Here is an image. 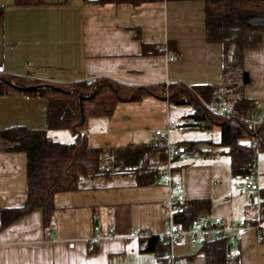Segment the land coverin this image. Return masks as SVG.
<instances>
[{
    "label": "crops",
    "instance_id": "obj_1",
    "mask_svg": "<svg viewBox=\"0 0 264 264\" xmlns=\"http://www.w3.org/2000/svg\"><path fill=\"white\" fill-rule=\"evenodd\" d=\"M0 8L4 9L0 77L73 83L103 76L132 86L223 82L222 46L206 40L202 1L133 5L47 0L45 5L25 7L15 5V0H0ZM144 44L154 51L143 53ZM244 66L253 79L245 96L254 102L264 100V35L260 46L245 51ZM189 107L149 96L118 104L109 117L91 119L92 147L185 146V152L171 162L168 157L163 166V176H172L171 184H165L163 176L160 183L148 186L119 177L102 187V181H95L84 189L58 193L51 230L45 229L42 210L36 209L0 231V264H159L158 254L141 251L142 238L131 234L143 230L166 234L174 226L171 198L176 196L182 201H211V211L195 225L254 219L259 193L231 175L230 162L226 163L230 149L219 144L221 131L213 128L190 135L188 128L180 129L176 116L190 115ZM230 107L231 102L223 103L222 110ZM170 120L176 126L167 133ZM188 120L184 118V123ZM14 126L44 128L45 100L14 93L0 96V132ZM158 130H163L162 136ZM49 135L61 142L74 141L69 130H50ZM10 146L0 134V226L2 210L21 207L27 199V155ZM234 236L231 249L242 264H264V235L246 230ZM201 247V240L181 235L170 252L177 264H206Z\"/></svg>",
    "mask_w": 264,
    "mask_h": 264
},
{
    "label": "trees",
    "instance_id": "obj_2",
    "mask_svg": "<svg viewBox=\"0 0 264 264\" xmlns=\"http://www.w3.org/2000/svg\"><path fill=\"white\" fill-rule=\"evenodd\" d=\"M159 0H99V2L141 5ZM188 1V0H167ZM191 1V0H190ZM205 4V31L209 43H218L223 52V82L220 85L188 86L182 82L132 86L109 77L90 82L56 83L27 76L0 77V96L11 93L41 97L46 105V126H14L1 130L12 143L9 149L27 155V199L23 206L3 209L0 231L11 223L41 209L45 229L51 230L56 210L55 196L61 192L84 189L95 181L99 187L115 178H128L132 185L160 183L169 153L166 147L141 145L119 148L92 147L88 142L89 123L93 118L109 117L120 103L136 102L153 96L180 107L189 105L193 112L183 126L191 130L221 131L219 144L230 149L231 175L247 179L253 171L254 158L264 152V121L254 131L246 118L258 112L244 89L253 83L244 66L247 49L262 44L264 35V0H192ZM47 0H15L17 6H41ZM4 9L0 8V16ZM154 47L144 44L143 53ZM232 107L222 110L223 103ZM50 130H69L73 142H61L49 135ZM253 141L255 146H248ZM260 197L264 215V187ZM173 212L174 228L184 231L199 217L211 211L209 199L178 202ZM264 221V218H263ZM234 234L205 238L200 251L206 264H242L231 246ZM141 251L158 254L159 264H170L171 242L168 236L152 235L141 239Z\"/></svg>",
    "mask_w": 264,
    "mask_h": 264
},
{
    "label": "built area",
    "instance_id": "obj_3",
    "mask_svg": "<svg viewBox=\"0 0 264 264\" xmlns=\"http://www.w3.org/2000/svg\"><path fill=\"white\" fill-rule=\"evenodd\" d=\"M4 72V66H0V73ZM92 79H88L87 81L90 82ZM254 105L258 112H255L254 114L248 116L246 118V123L254 130L256 131L257 128L263 123L264 121V100H257L254 102ZM176 126L175 120H170L167 124L166 131L169 133V131ZM158 136L163 135V130H158L157 132ZM167 136V135H166ZM256 143L253 141L248 142V146H255ZM186 151L185 146H179V147H168V153H169V162L172 161L173 158L178 156L179 154ZM259 151L257 152L254 162H253V171L249 174L248 178L245 182V188L247 190L256 191L259 193V200L257 203L258 207V213L257 216L254 219H248L244 222L238 223V224H228L222 219H215L214 221H208L202 225H195L192 227H189L188 229L184 231H178L174 228V226H171L166 234H163L161 236H168L170 238L171 246L179 242V238L181 235H186L190 237L191 239H199L203 240L205 238H210L217 236L219 234H234L239 232H244L246 230H255L258 234L264 235V215L261 211V207L263 204V200L260 197V191H261V184H260V165H259ZM163 181L165 184L170 185L172 182V176L170 173L163 176ZM182 196H176L171 198V209L174 212L175 210H179L178 202L182 201ZM96 230L99 229L97 226L95 228ZM132 237L136 238H146L149 236H152V234L148 231H137L133 232L131 234ZM75 242L74 240L69 241V246L74 247ZM169 262L170 264H177L176 258L173 253H169Z\"/></svg>",
    "mask_w": 264,
    "mask_h": 264
},
{
    "label": "rangeland",
    "instance_id": "obj_4",
    "mask_svg": "<svg viewBox=\"0 0 264 264\" xmlns=\"http://www.w3.org/2000/svg\"><path fill=\"white\" fill-rule=\"evenodd\" d=\"M181 108H184L185 110H188V109H190V107H189V105H184V106H180ZM177 117V120L179 121V125H180V129H184L185 130V127L183 126V124H184V118L182 117V115H179L178 114V116H176ZM187 131H190L189 133H190V135L191 134H193L194 132H192V131H198V130H191V129H187ZM214 131L215 132H218V134L220 133V129L219 128H216L215 127V129H214ZM192 132V133H191ZM230 162V160L229 159H227L226 160V163H229ZM224 163H222V165H223ZM259 165H260V171H261V173H262V179H261V182H260V184H261V187H262V185L264 186V152H261L260 153V155H259ZM220 166H221V164H220ZM238 180H241L240 178L238 179ZM238 180H237V182H238ZM242 182H243V184L246 182V179H243V180H241Z\"/></svg>",
    "mask_w": 264,
    "mask_h": 264
},
{
    "label": "water",
    "instance_id": "obj_5",
    "mask_svg": "<svg viewBox=\"0 0 264 264\" xmlns=\"http://www.w3.org/2000/svg\"><path fill=\"white\" fill-rule=\"evenodd\" d=\"M89 2H96V1H99V0H87Z\"/></svg>",
    "mask_w": 264,
    "mask_h": 264
}]
</instances>
